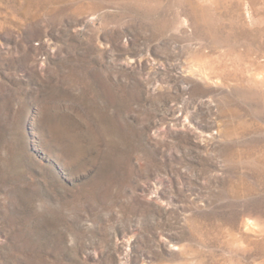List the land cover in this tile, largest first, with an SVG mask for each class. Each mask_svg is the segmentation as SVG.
Segmentation results:
<instances>
[{"label": "rangeland", "instance_id": "obj_1", "mask_svg": "<svg viewBox=\"0 0 264 264\" xmlns=\"http://www.w3.org/2000/svg\"><path fill=\"white\" fill-rule=\"evenodd\" d=\"M0 264H264V0H0Z\"/></svg>", "mask_w": 264, "mask_h": 264}, {"label": "bare ground", "instance_id": "obj_2", "mask_svg": "<svg viewBox=\"0 0 264 264\" xmlns=\"http://www.w3.org/2000/svg\"><path fill=\"white\" fill-rule=\"evenodd\" d=\"M246 231V230H245ZM249 232V231H248Z\"/></svg>", "mask_w": 264, "mask_h": 264}]
</instances>
